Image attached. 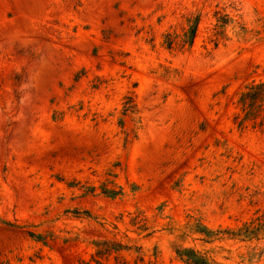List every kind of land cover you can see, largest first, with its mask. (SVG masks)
Instances as JSON below:
<instances>
[{
  "label": "rangeland",
  "instance_id": "1",
  "mask_svg": "<svg viewBox=\"0 0 264 264\" xmlns=\"http://www.w3.org/2000/svg\"><path fill=\"white\" fill-rule=\"evenodd\" d=\"M261 83L264 0H0V264H264Z\"/></svg>",
  "mask_w": 264,
  "mask_h": 264
},
{
  "label": "trees",
  "instance_id": "2",
  "mask_svg": "<svg viewBox=\"0 0 264 264\" xmlns=\"http://www.w3.org/2000/svg\"><path fill=\"white\" fill-rule=\"evenodd\" d=\"M198 28L197 22L190 28L187 35L188 44L192 45L196 37ZM169 48L172 47V41H168ZM250 92L246 93L247 99L253 103L259 101L262 98L264 92V83L258 85H252ZM255 89H262L263 92L259 94L255 93ZM251 113V109H250ZM111 193V191H109ZM115 194L116 192H112ZM132 220L134 223L137 218ZM117 229V227H114ZM94 252L92 253L89 260L81 258L78 264H154L152 262L146 263L143 254V247L138 245H129L116 240H99L93 243ZM178 254L185 261L186 264H218L216 262H210L207 258L201 256L198 252L193 249L178 250ZM131 257V258H130Z\"/></svg>",
  "mask_w": 264,
  "mask_h": 264
}]
</instances>
